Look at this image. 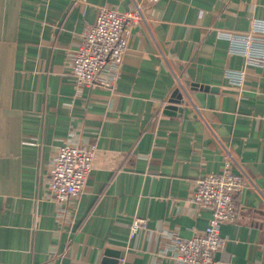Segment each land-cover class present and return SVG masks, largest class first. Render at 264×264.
I'll use <instances>...</instances> for the list:
<instances>
[{"label": "crops", "instance_id": "0c3cea01", "mask_svg": "<svg viewBox=\"0 0 264 264\" xmlns=\"http://www.w3.org/2000/svg\"><path fill=\"white\" fill-rule=\"evenodd\" d=\"M134 3L147 21L132 27L115 78L103 70L110 85L77 87L66 63L85 25L100 5ZM263 20L264 0H0V264H103L108 250L117 264H175L165 233L207 225L210 209L188 195L222 168L225 147L254 185L234 196L215 257L264 264V58L246 65L222 35ZM242 69L238 89L227 73ZM175 76L183 100L166 113ZM66 141L96 144L70 210L48 187ZM135 217L147 226L130 237Z\"/></svg>", "mask_w": 264, "mask_h": 264}, {"label": "built area", "instance_id": "2783aa9c", "mask_svg": "<svg viewBox=\"0 0 264 264\" xmlns=\"http://www.w3.org/2000/svg\"><path fill=\"white\" fill-rule=\"evenodd\" d=\"M147 17L138 3L121 11L112 6L100 5L92 23L86 24L80 34L78 45L67 57L66 71L74 77L77 87L94 83L108 86L110 80H99L103 70H109L110 79H114L128 49L131 29ZM229 40V51L244 57V63L261 64L264 58V20L254 21L245 32H222ZM233 87L241 88L245 70L228 72ZM176 88L183 92L179 78L175 76ZM222 168L197 177L188 198L196 208H208L211 211L207 225L195 231L190 237H181L175 231H168L169 257L175 264H218L216 252L222 250L227 238L220 233L224 221H234L237 217L234 196L242 191L252 179L240 167L228 148L223 150ZM96 144L66 141L58 146L48 169V187L53 198L65 210H70L79 194L83 191L89 171L93 166ZM255 188L258 190L257 186ZM147 226L145 217H135L129 224V236ZM123 261V258H120Z\"/></svg>", "mask_w": 264, "mask_h": 264}, {"label": "water", "instance_id": "95a60500", "mask_svg": "<svg viewBox=\"0 0 264 264\" xmlns=\"http://www.w3.org/2000/svg\"><path fill=\"white\" fill-rule=\"evenodd\" d=\"M197 84V83H195ZM202 88L204 89H209V88H216V87H209L208 85H203ZM182 94L178 91L177 88L174 89V91L172 92L170 98H169V103L165 105V109L164 112L166 113H172L176 110H179L180 108L177 107L176 103L182 102ZM112 253V251L108 250L106 252V257L102 258V262L103 264H117L118 262V257H119V253L116 252V254H112L113 257L109 258L108 256H111L110 254Z\"/></svg>", "mask_w": 264, "mask_h": 264}]
</instances>
